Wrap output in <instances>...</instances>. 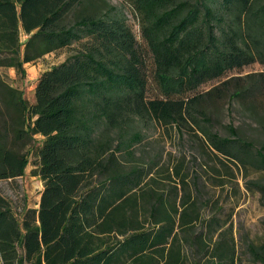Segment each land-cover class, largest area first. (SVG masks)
Instances as JSON below:
<instances>
[{
  "label": "trees",
  "instance_id": "trees-1",
  "mask_svg": "<svg viewBox=\"0 0 264 264\" xmlns=\"http://www.w3.org/2000/svg\"><path fill=\"white\" fill-rule=\"evenodd\" d=\"M124 1L145 48L104 0H0V68L25 77V65L68 51L40 75L32 104L0 83V180L33 159L43 183L38 209L0 193V264H240L232 226L203 215L200 175L185 157L144 149L143 132L160 125L233 163L254 152L264 168V144L244 141L212 105H244L264 93V75L198 93L264 65V0Z\"/></svg>",
  "mask_w": 264,
  "mask_h": 264
},
{
  "label": "rangeland",
  "instance_id": "rangeland-1",
  "mask_svg": "<svg viewBox=\"0 0 264 264\" xmlns=\"http://www.w3.org/2000/svg\"><path fill=\"white\" fill-rule=\"evenodd\" d=\"M110 6L118 8L125 16L138 45L145 48L141 37L140 27L136 15L124 0H104ZM22 40L25 37L22 36ZM68 57L64 50L51 54L35 64L24 66L25 77L18 75L15 70L0 68V83L23 93L25 100L34 103V91L38 78L47 69L59 65ZM264 75V65L259 63L243 68L241 71L228 73L223 79L210 82L200 88L198 93H205L220 87L224 82H230V89L247 87L252 77ZM149 97H159L154 83L149 86ZM219 108L220 119L223 125L230 123L239 131L241 138L250 142L255 149L264 144V93L256 92L248 97L243 104L234 101L232 106L228 99L215 100L212 104ZM251 105L255 106L254 113L250 112ZM229 112V113H227ZM3 110L0 107V115ZM259 115V117H258ZM2 116V115H1ZM255 116V117H254ZM2 125L3 121L0 118ZM0 125V126H1ZM1 129V128H0ZM147 139L144 149L157 147L164 153V157L172 156L176 163L186 158V167L190 173L200 175L198 189L202 197L207 200V207L203 211L205 219L217 218L221 224L227 223L225 230L232 226V234L237 245L238 263L264 264V254L260 250L264 246V168L259 164L254 152L240 153L243 161H228L222 156L204 154L200 151L198 143L189 142V137L180 139L178 134L172 136L166 133L160 125H154L144 131ZM226 135V134H222ZM41 138H37L40 142ZM33 159L27 167L25 174L15 180H0V193L10 200L16 209H38L43 191L41 179L32 174ZM193 190L194 188L191 187ZM200 229L196 231L199 233ZM219 239H215V241Z\"/></svg>",
  "mask_w": 264,
  "mask_h": 264
}]
</instances>
